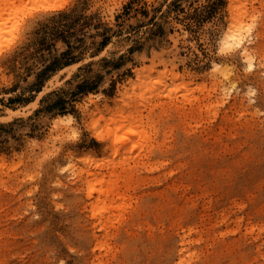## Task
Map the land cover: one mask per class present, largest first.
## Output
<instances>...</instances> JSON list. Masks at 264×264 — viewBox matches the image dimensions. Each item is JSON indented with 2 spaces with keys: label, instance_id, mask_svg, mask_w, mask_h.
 Masks as SVG:
<instances>
[{
  "label": "rangeland",
  "instance_id": "1",
  "mask_svg": "<svg viewBox=\"0 0 264 264\" xmlns=\"http://www.w3.org/2000/svg\"><path fill=\"white\" fill-rule=\"evenodd\" d=\"M232 12L249 63L221 46ZM151 63L189 85L90 116ZM130 123L90 165L117 193L87 197L92 125ZM0 264H264V0H0Z\"/></svg>",
  "mask_w": 264,
  "mask_h": 264
},
{
  "label": "bare ground",
  "instance_id": "2",
  "mask_svg": "<svg viewBox=\"0 0 264 264\" xmlns=\"http://www.w3.org/2000/svg\"><path fill=\"white\" fill-rule=\"evenodd\" d=\"M229 1L230 3L233 2V0H229ZM12 3H9V4L11 6H14V4L12 5ZM231 10L233 12L236 11L235 9L234 10L231 9ZM233 12L230 15L231 16L230 22L232 23V25L231 27L229 26V28H227L228 30H226L223 36L221 37V40H220L221 46L222 48L226 50H231L233 48L240 49V53L242 54V57L249 63L252 56L249 54L247 47L243 44V41L240 38V35L238 33V31H240L239 24H241L240 22H241V19L243 18L242 14L244 13L239 14L238 12L236 13H233ZM151 64L149 66H143V67H140L134 70L133 78L129 79L126 85L123 86V90L121 94L118 95L120 96V98L119 99L115 98L116 100H115V103L113 102L114 103L113 107H110V105H108L106 102L102 104H98V101L94 100L92 102V100L89 99L92 105H94V110L92 111V114L90 116L94 117L96 114L113 112L115 115L119 114L121 116V123H123L124 121H128V120H132L136 122L138 120H141L142 117L140 116L141 117L140 119V117L137 114H133L132 112L128 111L129 104H126L125 107H119L120 105L119 103L121 100L130 99V96L134 95L136 91L140 92V99H141L142 95L145 92L151 91V89L160 90L163 87L167 88L171 86V85L167 86L166 84L164 85L166 80L170 81V83H172L173 85H178L179 83L183 84L184 86L189 85V84H184L185 77L183 74H180L178 72L176 73L174 72L173 69H167L165 67L163 69L156 70L153 64L152 65ZM212 68L216 70L218 69V65L213 63ZM190 91L191 89H187V92H190ZM71 120L72 118L70 116L68 117L64 116V117H60V120H56V122L64 121V122H67L68 124V122ZM140 126L141 125L131 127V123H130L131 129L129 132L121 134V135H117L118 131H120L121 128L123 129L124 127L123 125H119L118 128H115L113 126H110L109 124H106V126L101 131L97 130L96 125H92L91 129L93 130L94 138H96L98 141L103 142V143H105V141L109 140L110 138H112V140L111 142H109L111 146V153L109 155H106L103 157V154H104L103 152L105 150L104 148L100 150L102 157L100 159H97L96 152L93 150H89L88 151L89 154L81 156L77 160V162L82 164V167L78 168L77 176L78 178L81 179L82 184L87 185V188H86L87 197H90L92 193L96 192L98 195H103L106 199H108L109 197H113V195L117 193L118 188L116 185H113L112 182H110L108 187H106L105 189H102L100 187L96 189L94 183H92V181L88 179L89 177H92L95 175V172L93 173V171L90 168V165L94 164V168L109 169V165L111 163H114L115 157L119 153V150L121 149V147L126 145L127 143H130L133 146L134 135H139L140 133L144 132L143 128L138 130V127ZM75 165L76 164H72V167H75ZM109 171L110 172H109L108 180H111L112 178L116 177V170L113 167L112 169L110 168Z\"/></svg>",
  "mask_w": 264,
  "mask_h": 264
}]
</instances>
